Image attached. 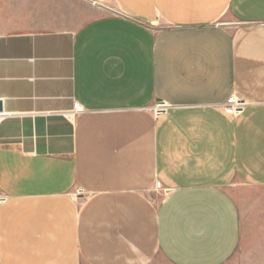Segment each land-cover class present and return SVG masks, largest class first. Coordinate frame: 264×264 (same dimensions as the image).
Masks as SVG:
<instances>
[{
  "label": "crops",
  "instance_id": "obj_1",
  "mask_svg": "<svg viewBox=\"0 0 264 264\" xmlns=\"http://www.w3.org/2000/svg\"><path fill=\"white\" fill-rule=\"evenodd\" d=\"M0 103V264H223L229 189L264 187V0H0Z\"/></svg>",
  "mask_w": 264,
  "mask_h": 264
},
{
  "label": "rangeland",
  "instance_id": "obj_2",
  "mask_svg": "<svg viewBox=\"0 0 264 264\" xmlns=\"http://www.w3.org/2000/svg\"><path fill=\"white\" fill-rule=\"evenodd\" d=\"M241 214V243L223 264H264V187L235 185L229 189ZM150 264H168L157 255Z\"/></svg>",
  "mask_w": 264,
  "mask_h": 264
},
{
  "label": "built area",
  "instance_id": "obj_3",
  "mask_svg": "<svg viewBox=\"0 0 264 264\" xmlns=\"http://www.w3.org/2000/svg\"><path fill=\"white\" fill-rule=\"evenodd\" d=\"M243 109V103L239 101H231L229 105L225 108V111L233 116L238 115ZM165 110V106L163 104H158L155 106L154 112L156 114L163 112Z\"/></svg>",
  "mask_w": 264,
  "mask_h": 264
},
{
  "label": "water",
  "instance_id": "obj_4",
  "mask_svg": "<svg viewBox=\"0 0 264 264\" xmlns=\"http://www.w3.org/2000/svg\"><path fill=\"white\" fill-rule=\"evenodd\" d=\"M2 112V109H1V103H0V113Z\"/></svg>",
  "mask_w": 264,
  "mask_h": 264
}]
</instances>
